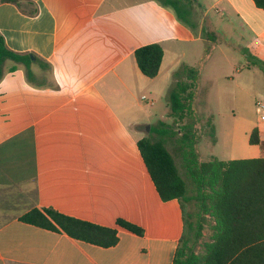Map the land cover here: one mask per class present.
<instances>
[{"label": "crops", "instance_id": "crops-1", "mask_svg": "<svg viewBox=\"0 0 264 264\" xmlns=\"http://www.w3.org/2000/svg\"><path fill=\"white\" fill-rule=\"evenodd\" d=\"M17 1L0 0V33L32 62L7 60L0 80V264H172L181 202L160 198L138 142L164 121L155 107L175 73L212 54L198 46L219 34L211 10L231 24L240 18L255 59L264 57V9L180 0L183 21L163 0ZM154 43L164 56L149 78L135 53ZM256 128L253 158L264 157ZM35 208L107 227L124 219L145 232L119 229L118 243L102 248L20 220Z\"/></svg>", "mask_w": 264, "mask_h": 264}, {"label": "trees", "instance_id": "trees-1", "mask_svg": "<svg viewBox=\"0 0 264 264\" xmlns=\"http://www.w3.org/2000/svg\"><path fill=\"white\" fill-rule=\"evenodd\" d=\"M12 1L20 6L17 0ZM180 0H163L171 5L178 17L188 21L179 11ZM264 9V0H253ZM163 48L154 43L139 48L135 58L141 72L157 76ZM7 60L31 64L29 54L10 50L0 33V80ZM197 67L182 66L175 73L168 100L171 114L179 125L191 111L195 89L200 77ZM149 136L139 140L138 147L147 171L163 201L178 199L184 218V233L172 264H264V157L220 160L213 157L201 162L197 150L198 134L194 123L179 126L163 121L151 126ZM182 160L186 178L180 173L175 154ZM251 145L261 144L259 130L249 137ZM194 202L195 211L187 206ZM31 224L102 248L115 246L118 230L144 235V229L132 222L118 219L115 227H107L64 215L53 208L32 209L20 217ZM210 235L203 241L205 229ZM201 250L198 251V247Z\"/></svg>", "mask_w": 264, "mask_h": 264}, {"label": "rangeland", "instance_id": "rangeland-1", "mask_svg": "<svg viewBox=\"0 0 264 264\" xmlns=\"http://www.w3.org/2000/svg\"><path fill=\"white\" fill-rule=\"evenodd\" d=\"M211 14L217 18L219 34L198 45L204 52L213 46L214 50L209 58L204 53L202 64L198 66L201 74L190 113L176 125L169 100L164 99L155 107V114L177 129L185 123L195 124L201 162L213 157L220 160L253 158L249 152V148L254 147L249 143L250 134L257 126L264 128V57L254 59L246 55L250 36L238 16L232 15L234 24H231L228 18L217 16L214 10ZM258 104L263 105L260 110ZM147 133L151 135L150 130ZM168 148L175 154L171 141ZM175 160L186 178L181 158L175 154ZM187 210L194 213V202L188 204ZM209 235L207 228L202 240L207 241ZM197 250L200 251L201 246Z\"/></svg>", "mask_w": 264, "mask_h": 264}, {"label": "built area", "instance_id": "built-area-1", "mask_svg": "<svg viewBox=\"0 0 264 264\" xmlns=\"http://www.w3.org/2000/svg\"><path fill=\"white\" fill-rule=\"evenodd\" d=\"M144 98H145V96H144ZM261 107H263V105L262 104H258V110H260ZM262 119H264V116H262Z\"/></svg>", "mask_w": 264, "mask_h": 264}]
</instances>
